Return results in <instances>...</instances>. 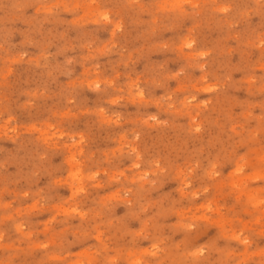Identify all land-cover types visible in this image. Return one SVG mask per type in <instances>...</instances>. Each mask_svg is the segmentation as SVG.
I'll return each mask as SVG.
<instances>
[{
	"label": "rangeland",
	"instance_id": "obj_1",
	"mask_svg": "<svg viewBox=\"0 0 264 264\" xmlns=\"http://www.w3.org/2000/svg\"><path fill=\"white\" fill-rule=\"evenodd\" d=\"M0 264H264V0H0Z\"/></svg>",
	"mask_w": 264,
	"mask_h": 264
}]
</instances>
